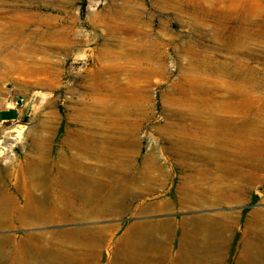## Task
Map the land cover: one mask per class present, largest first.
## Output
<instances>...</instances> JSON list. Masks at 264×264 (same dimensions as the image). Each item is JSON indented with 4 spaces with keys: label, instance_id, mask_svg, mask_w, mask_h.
<instances>
[{
    "label": "rangeland",
    "instance_id": "obj_1",
    "mask_svg": "<svg viewBox=\"0 0 264 264\" xmlns=\"http://www.w3.org/2000/svg\"><path fill=\"white\" fill-rule=\"evenodd\" d=\"M2 109L21 112L0 120V196L46 208L56 150L74 189L63 221L10 210L0 264H80L89 236L90 264H170L182 244L181 264H236L264 241V0H0Z\"/></svg>",
    "mask_w": 264,
    "mask_h": 264
},
{
    "label": "bare ground",
    "instance_id": "obj_2",
    "mask_svg": "<svg viewBox=\"0 0 264 264\" xmlns=\"http://www.w3.org/2000/svg\"><path fill=\"white\" fill-rule=\"evenodd\" d=\"M177 1V0H176ZM184 2V0H183ZM177 3V2H175ZM191 3V2H190ZM196 3V2H195ZM186 5H184L185 7ZM200 6V5H199ZM183 7V6H182ZM187 7V6H186ZM191 8V7H190ZM204 9V8H202ZM207 14V13H206ZM104 70V69H103ZM104 86V84H103ZM106 87V85H105ZM13 103V102H12ZM76 133V131H71ZM64 140L66 142V145H71L74 148H77V151H82L85 154H89V155H95L96 151H99V155L100 154H104L105 152L102 150V148H100V150H98V148L95 145H91L89 143L88 139H84L81 140V137L77 136L74 138H71L70 135H65L64 136ZM0 144H3L2 141H0ZM5 144V142H4ZM6 147H10L9 144L5 145ZM70 148V147H69ZM36 155H35V159H36V163L38 166H45L46 165V161L48 158V154H46L44 151H42V149L40 150L39 148H36ZM63 150H56L55 152L51 153V155H53L54 157H57V162H52V168L50 169L54 171V176H52L51 179V184H54V192L52 194H48V198L46 201H48V205H46V208H42L41 206V199L36 198L34 199V202H28L26 201L25 205L23 208H20L19 205L17 206L16 202H13V205L11 204L10 207V203H9V199L6 196H0V222L2 220H6L8 215L10 214V210L15 214L17 212H20L23 215H18V218L23 219L24 216L27 215H33L35 216L40 222L42 223H46V222H55V221H63L64 220V216H62L60 213H56V216L53 215V210L52 208H56L58 210L62 209V199H64V195L65 193L62 191V189H66L67 191H71L70 189H74V182L72 180V175L70 172H67L64 176L61 175L64 173V171L66 169L62 168L61 166H59L58 161H63L64 160V155H63ZM76 154V153H75ZM49 154V156H51ZM60 162V163H61ZM63 166V165H62ZM36 171V170H35ZM34 171V172H35ZM38 173V172H36ZM57 173V175H56ZM35 174H33L34 177ZM41 175V174H40ZM48 176V175H47ZM46 176V177H47ZM45 177H39L38 175L35 176L33 178V183L34 185L37 186H42L44 185V179ZM91 180V179H90ZM80 187H83V189H87L86 193L88 194V196H95L96 193L98 192V186L96 184V182L94 181V185L90 184L89 187L85 186L84 183H80ZM119 189V188H118ZM49 190H47V193ZM114 194L112 191H110L109 193L106 194V196L104 197L105 202H111L114 200ZM46 198V197H45ZM12 199V198H11ZM40 201V202H39ZM69 203L72 204V202H69L68 200L65 201V205H68ZM112 203V202H111ZM110 204V203H108ZM41 206V208H39ZM52 209V210H51ZM11 212V213H12ZM199 220V219H198ZM201 220V218H200ZM203 220V219H202ZM209 221V220H208ZM159 229L164 233V237H167V234L169 232V228H168V223H162L159 225ZM192 229L194 232L199 233V236L202 238L205 235V232L211 231L207 223H198V221L196 220L195 224L192 225ZM248 230V229H247ZM215 232L219 233L220 230L216 229L214 230ZM213 231V232H214ZM138 232H140V235L138 234ZM70 233H72L74 236L76 235V232L70 231ZM71 234V235H72ZM137 234L139 236H137ZM127 235H133L136 236L137 238L142 237V227L137 229V226H132L130 227V229L127 231ZM77 237H72L73 242L75 240H80L81 239H76ZM99 240V239H98ZM80 241H78V243H80ZM94 239L91 238V236L88 237L87 242H85L86 246H85V252H84V258L80 259L81 263L80 264H90L92 262V260L94 259L92 257L91 252H94V243H93ZM189 242H192L191 240H189ZM254 247L248 240H246L245 238H243L242 240V246H241V250H240V256L236 262V264H263L260 261V254L264 252V241H262L260 243V247L256 250H254ZM52 250V249H50ZM54 252V250H52ZM5 250L3 248H0V255H4ZM122 252V251H121ZM96 253V252H95ZM14 256L15 258L12 257V259L10 261H4V263L2 264H19L20 260H21V252L19 249L14 250ZM164 257H166V255H163ZM188 256L186 255V251L184 250V245L182 244L179 248L178 254L175 258V261L172 260L170 262V264H181L184 263V261L186 260ZM47 261L50 264H64L63 262H60L59 260H57V258L54 256V253H52L51 257H47ZM74 264H77L79 262H76L75 260H73ZM70 264V263H68ZM112 264H114L112 262ZM117 264H142V253L140 255V258L138 259L137 263L131 262V261H127L126 259L120 263Z\"/></svg>",
    "mask_w": 264,
    "mask_h": 264
},
{
    "label": "crops",
    "instance_id": "obj_3",
    "mask_svg": "<svg viewBox=\"0 0 264 264\" xmlns=\"http://www.w3.org/2000/svg\"><path fill=\"white\" fill-rule=\"evenodd\" d=\"M11 112L20 113L21 111H18L17 109H14V110L2 109V110H0V120L3 121V120L15 118L16 115L15 116L14 115H12V116H5L4 115L6 113H11Z\"/></svg>",
    "mask_w": 264,
    "mask_h": 264
},
{
    "label": "built area",
    "instance_id": "obj_4",
    "mask_svg": "<svg viewBox=\"0 0 264 264\" xmlns=\"http://www.w3.org/2000/svg\"><path fill=\"white\" fill-rule=\"evenodd\" d=\"M16 104H18V102H16Z\"/></svg>",
    "mask_w": 264,
    "mask_h": 264
}]
</instances>
